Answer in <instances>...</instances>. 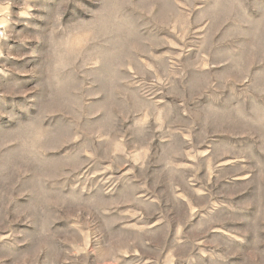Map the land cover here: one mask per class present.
I'll list each match as a JSON object with an SVG mask.
<instances>
[{
    "label": "rangeland",
    "instance_id": "obj_1",
    "mask_svg": "<svg viewBox=\"0 0 264 264\" xmlns=\"http://www.w3.org/2000/svg\"><path fill=\"white\" fill-rule=\"evenodd\" d=\"M0 264H264V0H0Z\"/></svg>",
    "mask_w": 264,
    "mask_h": 264
}]
</instances>
